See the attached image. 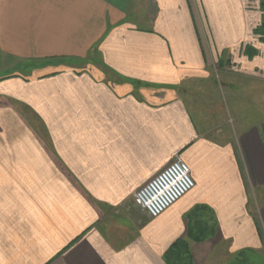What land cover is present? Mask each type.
<instances>
[{"label":"crops","instance_id":"0c3cea01","mask_svg":"<svg viewBox=\"0 0 264 264\" xmlns=\"http://www.w3.org/2000/svg\"><path fill=\"white\" fill-rule=\"evenodd\" d=\"M136 1L0 0V58L37 64L0 80V264H166L177 241L193 264L218 243L264 249V121L217 142L172 95L225 52L264 72L260 0H138L141 27ZM177 155L194 188L111 235L116 208Z\"/></svg>","mask_w":264,"mask_h":264},{"label":"rangeland","instance_id":"374dc122","mask_svg":"<svg viewBox=\"0 0 264 264\" xmlns=\"http://www.w3.org/2000/svg\"><path fill=\"white\" fill-rule=\"evenodd\" d=\"M136 2L134 10H130L128 15L138 26L148 21V14L141 10L142 5L138 3V0ZM144 2L142 3L143 7L146 3L149 11L153 10L155 3L152 0H148V3ZM260 11L263 13L264 20V11ZM140 25L139 27H141ZM256 54L257 50L252 46L244 48L243 55L248 59L254 58ZM91 55L93 56H89L86 66H89L88 68L92 72L94 70L91 68H95L99 63L96 59L97 54ZM36 65L0 58V80L10 76H27L31 73L30 67ZM240 69L241 66L233 64L225 52L219 59H211L207 67V78L189 82L172 92L174 97H178L186 104L195 123L203 129L204 135L214 138L217 142L223 143L228 142L231 138L236 139L245 129L259 125L264 121V72L256 71L252 74V72H243ZM16 72L19 74L16 75ZM104 76L107 77L106 74ZM168 93L158 90L152 95L156 100L163 101L167 98ZM256 199V203L252 202L253 206L254 204L257 207L264 205V190L256 192ZM114 212L115 214L107 224L108 232L111 235H115L117 231H114L117 230V226L121 229L138 221L141 217L140 213H142L141 209L132 201V195ZM118 231L120 232L119 229ZM199 264H264V249L258 253L248 252L244 256L243 254L232 256L218 243Z\"/></svg>","mask_w":264,"mask_h":264},{"label":"built area","instance_id":"2783aa9c","mask_svg":"<svg viewBox=\"0 0 264 264\" xmlns=\"http://www.w3.org/2000/svg\"><path fill=\"white\" fill-rule=\"evenodd\" d=\"M194 188L188 166L175 156L147 183L132 194V201L151 218H156Z\"/></svg>","mask_w":264,"mask_h":264},{"label":"trees","instance_id":"16d2710c","mask_svg":"<svg viewBox=\"0 0 264 264\" xmlns=\"http://www.w3.org/2000/svg\"><path fill=\"white\" fill-rule=\"evenodd\" d=\"M260 9L264 11V0H260ZM253 35L259 36V40L264 41V20L253 30ZM187 244L181 241L175 242L165 253L166 264H193L189 258Z\"/></svg>","mask_w":264,"mask_h":264}]
</instances>
